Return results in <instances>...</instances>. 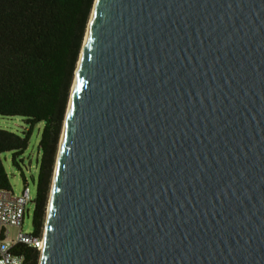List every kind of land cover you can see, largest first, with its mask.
<instances>
[{
	"label": "water",
	"instance_id": "1",
	"mask_svg": "<svg viewBox=\"0 0 264 264\" xmlns=\"http://www.w3.org/2000/svg\"><path fill=\"white\" fill-rule=\"evenodd\" d=\"M39 264H264V0H94Z\"/></svg>",
	"mask_w": 264,
	"mask_h": 264
},
{
	"label": "trees",
	"instance_id": "2",
	"mask_svg": "<svg viewBox=\"0 0 264 264\" xmlns=\"http://www.w3.org/2000/svg\"><path fill=\"white\" fill-rule=\"evenodd\" d=\"M94 0H0V117H20L21 134L0 128V155L11 163L42 123L37 143L33 234L40 236L74 71ZM0 189H10L0 158ZM22 264H38L39 251L17 244Z\"/></svg>",
	"mask_w": 264,
	"mask_h": 264
},
{
	"label": "rangeland",
	"instance_id": "3",
	"mask_svg": "<svg viewBox=\"0 0 264 264\" xmlns=\"http://www.w3.org/2000/svg\"><path fill=\"white\" fill-rule=\"evenodd\" d=\"M0 128L21 134L23 131L27 130L28 126L22 121L20 117L13 116V117H0ZM41 128H42V123H36L31 127L28 146L23 151V153L18 157L17 159L18 166L12 165L11 153L5 152L0 155L3 168L7 174L10 189L13 191L14 194H19L22 191L25 183H27L29 195L32 198L35 196L37 163L40 158V153L38 152L37 143L39 140ZM26 209H27V213L24 217L21 229L24 232H32L33 203L32 202L28 203L26 205ZM46 209H47V204H46ZM46 209L44 214L42 233L44 232V228H45ZM16 230H17L16 228L10 227L9 229L10 234L13 235L16 232ZM39 258H40V252H39ZM39 258H38V264H39Z\"/></svg>",
	"mask_w": 264,
	"mask_h": 264
},
{
	"label": "built area",
	"instance_id": "4",
	"mask_svg": "<svg viewBox=\"0 0 264 264\" xmlns=\"http://www.w3.org/2000/svg\"><path fill=\"white\" fill-rule=\"evenodd\" d=\"M27 183L19 194L11 189H0V264H22L23 258L15 253L17 244H24L41 252L43 233L38 236L33 232L22 231V223L27 213L26 205L32 202ZM10 227L16 228L11 235Z\"/></svg>",
	"mask_w": 264,
	"mask_h": 264
}]
</instances>
